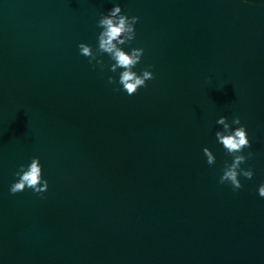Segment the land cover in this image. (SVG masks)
I'll list each match as a JSON object with an SVG mask.
<instances>
[{
    "label": "water",
    "instance_id": "1",
    "mask_svg": "<svg viewBox=\"0 0 264 264\" xmlns=\"http://www.w3.org/2000/svg\"><path fill=\"white\" fill-rule=\"evenodd\" d=\"M118 2L154 73L133 95L78 50L113 0H0V264H264V0ZM220 115L251 141L236 190ZM33 156L48 189L10 193Z\"/></svg>",
    "mask_w": 264,
    "mask_h": 264
},
{
    "label": "clouds",
    "instance_id": "2",
    "mask_svg": "<svg viewBox=\"0 0 264 264\" xmlns=\"http://www.w3.org/2000/svg\"><path fill=\"white\" fill-rule=\"evenodd\" d=\"M139 17L129 15L122 10L118 0H113L112 6L101 13L96 21L99 29L96 35V47L80 42L78 44L79 53L88 58L89 64L101 70L107 68L113 75L107 76L108 84H115L116 90L133 95L141 87L146 86V82L154 78L151 65L137 70V65L141 62L144 48L133 46L136 39V25ZM107 56V63L103 59ZM217 127L214 135L225 153L231 156V162L225 161V165L219 176V183L229 184L233 190L242 187L240 177L251 179L253 170L251 167L241 165L252 156L248 151L244 154V149H251L246 127L241 123L239 116H233L231 121L224 115L217 117L215 121ZM206 157V163L213 165L216 157L213 151L205 146L202 149ZM43 165L38 156H33L27 163H20L14 172L16 179L9 186V192L16 194L31 189L34 193L40 194L48 189V179L43 176ZM259 197L264 198V182L257 186Z\"/></svg>",
    "mask_w": 264,
    "mask_h": 264
}]
</instances>
